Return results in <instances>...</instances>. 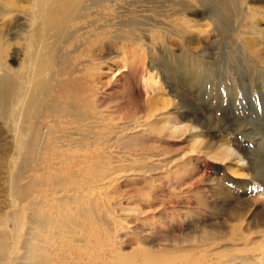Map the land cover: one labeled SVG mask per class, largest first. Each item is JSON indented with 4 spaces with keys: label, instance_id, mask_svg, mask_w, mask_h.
<instances>
[{
    "label": "rangeland",
    "instance_id": "1",
    "mask_svg": "<svg viewBox=\"0 0 264 264\" xmlns=\"http://www.w3.org/2000/svg\"><path fill=\"white\" fill-rule=\"evenodd\" d=\"M147 1L89 0L54 51L52 93L35 131L47 138L23 148L2 130L0 225L14 233L16 219H25L16 256L2 264H218L235 246L224 221L234 200L220 186L229 178L247 181L238 193L256 196L264 226V187L250 177L255 170L264 181V0ZM119 86L141 96L129 102ZM170 89L183 94L182 112L170 104L165 114L195 128L139 137L133 153L156 154L165 169L102 189L106 205L85 172L103 170L101 154L113 162L116 132L143 113L145 102H172ZM191 134L211 154L190 152ZM258 241L263 247L255 255L264 254V238Z\"/></svg>",
    "mask_w": 264,
    "mask_h": 264
},
{
    "label": "bare ground",
    "instance_id": "2",
    "mask_svg": "<svg viewBox=\"0 0 264 264\" xmlns=\"http://www.w3.org/2000/svg\"><path fill=\"white\" fill-rule=\"evenodd\" d=\"M18 1H22L26 4L20 5L18 4ZM88 1L89 0H0V134L3 129H6L7 132L13 133L12 142L18 144V146L25 148L31 143L33 145V142H38L39 139L47 138L44 137V132L43 134H38L35 133V131L40 113L45 108L48 98L52 93L51 88L53 86V78L51 77V71L53 69H51V67H53L54 51L61 40L65 37L66 33L69 32L68 29L75 24L77 20L84 16L83 12L88 10L86 9V5L89 3ZM192 1L195 0H175L174 2L177 4H186L187 2L189 3ZM101 2L102 0H100L99 3L101 4ZM109 5L112 4L110 3ZM14 12L23 13V17H15ZM12 18H16V20L11 24L10 20ZM51 39H54V41L52 42ZM13 52L16 53L11 55ZM16 56H19L18 59H16ZM95 57L90 58V63L92 65H96L97 58ZM9 60L13 63L18 62V65L14 67ZM153 67L154 64L151 62L150 68L153 69ZM143 69L146 72L147 69L145 67H143ZM64 82V79L58 81L59 85ZM143 83L144 85H149V75H144ZM119 87L120 88L117 89L119 91L122 89V92H120L123 93L124 97L129 98V102L133 97H135L134 99H137L141 96L140 91L137 93V96H134V92L128 90L129 88H125L124 86ZM94 88L98 89L97 81H94ZM146 92H148V89ZM129 93L133 95L131 98L128 97ZM169 93L173 98L172 102L168 98L157 99L156 103L145 102L144 105H140L143 107V113L139 114L138 112V116H136L135 119H132L130 124L122 125L120 127V131L116 132L117 134L119 133L120 136L117 137L115 144L120 149L117 155L114 156L115 159H113V162H111L110 158L108 159L107 155L101 154L96 158V160L99 159L100 163H102L101 161L103 160L106 161H103V170H98L100 168L99 167L93 172H90V170L85 172L86 178L84 181L91 184V192H93L94 196L99 197L101 195L102 200L106 203L108 202V196L106 191L101 192L102 189L105 190L126 177L131 178L138 176L146 178L145 175H153V173H156L155 171L157 169L161 171L165 169L163 168L164 166L157 163L158 160L156 158L158 156L156 154L140 156L133 153V150L138 149L135 143L139 137L142 138V140H145V135L158 138V136L164 134L171 137L178 132L183 134L186 130H190V132L193 131L195 126H192L191 124H189L191 126H188L186 124L183 125V127H179L174 122V117L171 116L172 114H165L168 109L167 107L170 104H174L176 106L174 111H179V107L177 108V106L181 104V95H183L178 89H170ZM185 120L188 121L189 118ZM191 135L194 140L191 141V143L186 144L190 152H197L206 155L211 152L209 146L207 145L205 147L198 146L199 142L196 140V134ZM142 148L144 149L145 147ZM212 154L214 155V153ZM218 155L226 158V153L224 152ZM154 161L156 163H153ZM88 166L89 165H86L85 167ZM109 166H112V168ZM166 170H169L168 167H166ZM178 170L181 169L179 168ZM100 173L102 174L101 177ZM251 174V180L259 182L264 187V181L259 178L257 171L253 170ZM167 175V179L169 180L170 176L169 174ZM81 177H83V175ZM149 179H151L150 176ZM72 180L73 179L70 181ZM246 182L247 181L245 180L235 181L229 178V180L226 181V184H220L222 192L229 198L233 199L235 204H233V206H228L229 208L226 207V213L224 212L226 217V219L224 218V221L230 223L228 225V229H230V231L228 232L227 240L235 243V246L232 247L230 245L234 251L230 258L220 261L218 264H264V254H254L258 252L260 247H263L258 241L259 237L262 236L264 238V226H262L260 222L261 219L257 217L258 214L255 213L258 199L255 198L256 196L250 197L244 193H238V190L242 185L249 186V184H245ZM80 184L81 183H79L77 187L80 186ZM167 185L173 188V191L176 189L175 183ZM262 189L264 191V188ZM81 197L84 196L82 195ZM61 201L58 200L59 205ZM70 201L71 199L69 202ZM69 202L67 201L64 204L62 202V204L69 209L68 211L71 210L70 205H72V203L69 205ZM106 205L108 204L106 203ZM106 205L104 207H106ZM155 205L156 204L151 203L152 208H156L154 207ZM79 206L78 208H80ZM100 206H102V204L99 205V207ZM261 206L262 207H258V209L261 208L263 213L262 217L264 219V205ZM148 207L150 208V206ZM61 211L63 210L61 209ZM105 211L107 212V210ZM111 214H113V211ZM16 220L20 222L21 227L18 230H14V233L7 234L3 224L0 225V264L6 261H12L18 252L21 231L25 225V219L20 217ZM96 224H99L98 220ZM225 227L227 228V225H225ZM58 233L59 230L56 234ZM8 235L11 239L10 242H8L7 239ZM248 251H250L253 255L239 254L240 252L246 253Z\"/></svg>",
    "mask_w": 264,
    "mask_h": 264
}]
</instances>
